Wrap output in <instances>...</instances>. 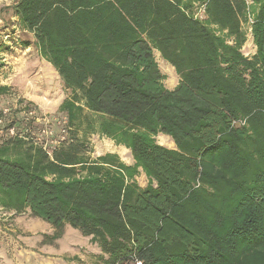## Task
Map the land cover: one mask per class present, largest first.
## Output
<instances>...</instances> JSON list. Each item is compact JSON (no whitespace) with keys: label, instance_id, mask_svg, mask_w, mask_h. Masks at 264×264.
<instances>
[{"label":"trees","instance_id":"1","mask_svg":"<svg viewBox=\"0 0 264 264\" xmlns=\"http://www.w3.org/2000/svg\"><path fill=\"white\" fill-rule=\"evenodd\" d=\"M10 9L31 36L21 46L33 44L69 92L56 107L67 136L44 146L34 100L0 109V208L44 221L51 240L75 230L102 264H264V0ZM155 52L178 76L173 88ZM9 92L0 83V97ZM91 135L124 146L131 163L92 156Z\"/></svg>","mask_w":264,"mask_h":264},{"label":"rangeland","instance_id":"2","mask_svg":"<svg viewBox=\"0 0 264 264\" xmlns=\"http://www.w3.org/2000/svg\"><path fill=\"white\" fill-rule=\"evenodd\" d=\"M15 1L0 0V83L10 87L8 95L0 97V109L7 113V107H23V103H20L33 97L38 109V120L34 125L38 130L45 125L57 134L65 117L59 118L56 107L69 92L63 88L54 69L38 55L33 44L27 48L21 46V41L31 40V36L23 33L13 16L10 7ZM243 28L246 29L245 24ZM252 49V35L247 33L242 51L245 55H251ZM155 58L165 75V86L173 88L178 82L174 69L164 65L159 53L155 52ZM162 135L156 137L159 144L173 147L170 139L163 142ZM89 142L92 156L110 152L116 153L125 163L132 161L130 154L122 153L124 146L115 145L110 139L91 135ZM137 181L144 186L147 179L141 173ZM11 215L12 212L0 208V264H102L93 254L91 245L75 230L66 227L60 238L51 240L44 234H50L53 230L44 221L24 213Z\"/></svg>","mask_w":264,"mask_h":264},{"label":"built area","instance_id":"3","mask_svg":"<svg viewBox=\"0 0 264 264\" xmlns=\"http://www.w3.org/2000/svg\"><path fill=\"white\" fill-rule=\"evenodd\" d=\"M246 5L251 4L252 0H244ZM195 16L199 17V18H203L204 17V6L203 5H199L195 11ZM252 22V17L248 16V21L246 22L245 26H246V31L247 33H251V27H250V23ZM3 113H6V110L3 111ZM33 112L30 111L27 113V117L26 120L28 121L29 118L32 117ZM35 120H38L37 117L35 118ZM65 119L63 120V125L60 127L59 131L57 132V134L53 133V129H49L47 126H44L43 128L40 129L39 135L45 136V141L43 142L45 147H49V146H55L57 145L60 141L65 140L66 136H67V129L65 128ZM9 130V134H13L14 133V128L11 127L8 129ZM39 138H41L39 136Z\"/></svg>","mask_w":264,"mask_h":264},{"label":"bare ground","instance_id":"4","mask_svg":"<svg viewBox=\"0 0 264 264\" xmlns=\"http://www.w3.org/2000/svg\"><path fill=\"white\" fill-rule=\"evenodd\" d=\"M250 42V41H249ZM164 62V61H163ZM162 63V62H161ZM167 65V67L169 66V64H167L166 62H164V65ZM161 139L163 140V142H168L169 141V137L168 136H166V135H162V137H161ZM172 143V142H171ZM122 153L123 154H129V150H127L126 148H124L123 150H122Z\"/></svg>","mask_w":264,"mask_h":264},{"label":"crops","instance_id":"5","mask_svg":"<svg viewBox=\"0 0 264 264\" xmlns=\"http://www.w3.org/2000/svg\"><path fill=\"white\" fill-rule=\"evenodd\" d=\"M253 51H252V53H254V51H255V46L253 45V49H252ZM251 53V54H252ZM48 64V63H47ZM49 66V65H48ZM54 72V71H53ZM33 95V94H32ZM38 96H41V97H43L42 95H38ZM38 99V98H37ZM36 99V100H37ZM30 100H34V98L32 97V98H30ZM39 100V99H38ZM41 100V99H40ZM35 101V100H34Z\"/></svg>","mask_w":264,"mask_h":264}]
</instances>
